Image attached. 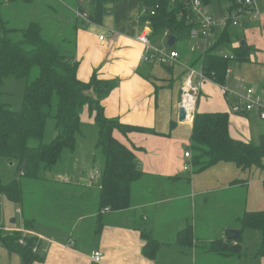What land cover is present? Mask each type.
Returning a JSON list of instances; mask_svg holds the SVG:
<instances>
[{
  "label": "crops",
  "instance_id": "obj_1",
  "mask_svg": "<svg viewBox=\"0 0 264 264\" xmlns=\"http://www.w3.org/2000/svg\"><path fill=\"white\" fill-rule=\"evenodd\" d=\"M15 1L18 0L11 3ZM256 2L261 13L240 23V32L247 37L244 43L249 47L250 60L236 61L224 84L232 90L240 83L252 87L264 99V0ZM89 3L90 0L42 3L40 18L49 21L45 37L52 41L70 39L74 43L80 80L88 81L96 72L99 78L116 81L101 101L104 114L148 129L126 134L114 131V136L133 151L135 165L142 174L131 184L129 207L99 212L100 177L89 180L93 170H101L93 161V139L82 145L81 152L88 150L87 159L76 158V143L71 159L66 158L70 162L66 167L68 175L57 172L54 187H48L41 197L37 194L24 201L21 197V206L16 207L21 228L40 238L37 246L42 260L31 264H264L263 256L253 257L260 240L257 230L243 231L240 255L211 250V242L225 238L228 229L240 233L238 218L245 211L264 208V168L253 166L242 172L232 163L221 162L194 173L193 167H183L189 162L184 152L190 151L194 112H227L230 136L254 144L264 134V119L256 110L232 111L236 97H226L218 83L206 79L195 93L193 112L179 121L182 80L189 66L174 46L177 40L168 50L161 48L177 51L176 61L162 64L153 58L145 59L144 55H151L153 48L167 42V36L163 32L152 33L150 23L140 20L142 0L117 1L109 6L101 23L90 25L78 16V8L87 13ZM208 6L216 14L223 10L218 5ZM251 22L253 25L247 27ZM143 29L151 31L148 47L137 39ZM99 35L104 36L102 40ZM180 41L182 46L196 49L191 37ZM240 42L231 36L233 46ZM84 124H93L90 114L86 120L81 115L79 133ZM91 160L93 163L88 166ZM15 221L11 218L12 223ZM4 227L0 224L1 229ZM184 227L192 229L190 246L176 242L177 232ZM142 232L159 242L152 259L142 254L146 242ZM6 250L8 260H13L15 252ZM94 251L101 253L100 261L91 259ZM16 256L20 262V256Z\"/></svg>",
  "mask_w": 264,
  "mask_h": 264
},
{
  "label": "trees",
  "instance_id": "obj_2",
  "mask_svg": "<svg viewBox=\"0 0 264 264\" xmlns=\"http://www.w3.org/2000/svg\"><path fill=\"white\" fill-rule=\"evenodd\" d=\"M117 1L120 0H90L87 14L91 22L101 23L103 15L110 11L109 6ZM202 1L206 5L219 7L223 4L230 8L237 6V0H219L218 3L216 0ZM142 6L140 20L150 23L152 33L167 29L168 35H173L177 41L190 37L194 21L182 0H142ZM151 9L153 14L150 13ZM78 10L83 12L84 9L79 7ZM2 24L0 20L3 28ZM13 32L20 37H12ZM73 47L74 43L70 39L52 41L46 38L38 21H30L23 28L6 29L0 33V95L6 76L26 77L33 66L38 67L37 76L25 86L19 110H13L0 101V164H15L17 170L16 176L8 182H4L0 176V195L11 202H20L22 193L19 176L41 178V171L52 170L61 161L65 150L73 152L80 132L81 115L87 110L97 130L95 147L103 156L98 211L104 208L110 211L121 210L129 207L131 184L142 172L135 165L133 151L114 136V131L126 134L132 130L148 129L105 116L101 101L116 81L99 78L96 72L92 73L88 81L80 80L77 77L78 61L75 60ZM223 49L230 53L224 56L219 52ZM199 59L200 69L206 78L224 84L229 60L248 62L249 47L246 43L233 46L229 30L223 29L212 46L200 54ZM50 114L53 115L56 132L52 140L45 143L42 137L45 120ZM228 125L227 112H194L190 134L194 173L221 162L232 163L242 172L253 166L264 168V134L259 136L256 144L234 139L229 134ZM32 139L35 141L33 145L30 144ZM238 221V236L233 238L231 232H226L225 238L211 242V250L222 255H240L243 231L257 230L260 240L253 257H264V208L245 211ZM142 235L146 240L142 254L152 259L158 251L159 242L145 232ZM20 236L18 231L4 233L0 230V243L9 251L16 252L22 264L42 260L39 246L36 252L32 250L38 243L37 238L27 235L25 244L20 245L17 243ZM192 239L191 227H184L176 234V242L185 246H190Z\"/></svg>",
  "mask_w": 264,
  "mask_h": 264
},
{
  "label": "rangeland",
  "instance_id": "obj_3",
  "mask_svg": "<svg viewBox=\"0 0 264 264\" xmlns=\"http://www.w3.org/2000/svg\"><path fill=\"white\" fill-rule=\"evenodd\" d=\"M1 1H4V2H1ZM218 1L219 0H216L215 2L218 3ZM0 2H1L0 19L3 21V24H2L3 28L0 25V33L4 32L6 29L23 28L30 21H38L40 22L42 26V31L44 33V36L47 35V30H48L47 26L49 25V21H47V18H44V17L43 19H41L39 15L41 11H43L42 3L46 2V0H34L33 2L25 1V0H18L12 3L11 1L7 2V0H0ZM87 4L88 2L86 3V5ZM139 6L140 8H143L141 3ZM251 25H253L252 22L247 27H251ZM240 29H243V27L239 24L232 30H229V33L231 34L232 37L235 36L236 38H238L239 41L247 40V37L244 36L242 32H240ZM216 32L217 34H219L220 30L218 29ZM11 36L14 37L15 39H18L20 37L19 34L16 32L11 33ZM248 38H249V35H248ZM182 45H183V41H180V40L174 44V46L179 49L181 56H183L185 60H187L188 66H192L196 71H198L200 69V59H199V56L201 54L200 51L196 49H190L189 45L188 46L187 45L182 46ZM161 48L168 50L170 47L167 45V42L164 41L163 44L158 49H161ZM261 49L263 50V48ZM223 52H225V49L223 50ZM235 63H236V60L230 59L228 68H232ZM37 74H38V67L33 66L30 71V74L26 77L18 78L13 75L6 76L3 79V82L1 85L0 101L7 104L13 110H19L22 107L25 86L31 80H33L37 76ZM183 82L184 81L182 80V83ZM54 98L57 99L56 96H54ZM56 99H54L53 101L56 102ZM82 118L83 120H86L87 118H89V114L87 110H84L82 112ZM84 125L82 126V129H83L82 133H79L77 135V142H76L77 143V146H76L77 156L76 158H80V160L88 158L87 157L88 150L85 152H81V151H82L83 143L88 142L91 138V140L93 139V150L95 154L93 161L96 163V168H102L103 156L98 148L96 147L94 148V143H95V138H96V126L94 124L86 125V126ZM55 132H56L55 121H54L53 115L50 114L45 120L44 133L42 137L43 142L49 143L54 137ZM30 144L31 145L35 144V141L33 139L30 140ZM71 155H72V152L65 150L62 161L56 164V166L52 170L41 171V174H40L42 175L41 179L19 176L21 193H22L21 197L23 198V201L30 199L31 196L33 197L34 195H37V194H39V197H41L42 193L47 192L46 190L48 189V187H52V186L54 187L55 186L54 182L56 181L57 172L59 171L63 172L61 173L62 176L68 175L66 167L68 166V163L70 162H68L66 158L70 160ZM92 163L93 162L91 160L88 163V166H91ZM98 171L99 173L97 174V176H95V179H98L101 176V173H100L101 170H98ZM16 174H17V170H16L15 164L6 163V162H2L0 164V176L2 177L4 182H8L12 178H14ZM81 177H83V175ZM44 186H46L44 189L41 188ZM33 192H36V194ZM17 206H21L20 202H17V203L11 202L3 196L0 197V224H4L6 226L3 229L0 228V230L3 231L4 233H6V230L11 229V228H14V229L21 228L22 221L20 219V215L16 212ZM104 209H102V211ZM40 217H42V215H40ZM11 218H15L16 221L12 223ZM24 218H26V216ZM9 232L10 233L14 232V230H10ZM7 255H8V252L5 246L0 243V264H21V261L19 262L18 256H16V252L12 254V257H15L13 260L12 258L8 260Z\"/></svg>",
  "mask_w": 264,
  "mask_h": 264
},
{
  "label": "built area",
  "instance_id": "obj_4",
  "mask_svg": "<svg viewBox=\"0 0 264 264\" xmlns=\"http://www.w3.org/2000/svg\"><path fill=\"white\" fill-rule=\"evenodd\" d=\"M184 8L188 11L191 16V20L194 21V26L190 29V37L194 39V47L202 53H204L209 47L212 46L214 41L217 39L215 37L216 31L227 29L232 30L240 23H243L248 18H255L260 13L261 10L257 5L256 0H237V6L230 8L228 5H225L222 12L216 14L212 12L208 5H206L202 0H182ZM143 13V12H142ZM153 14V10L150 11ZM78 16L87 23H92L88 17V14L85 12L78 13ZM165 36H168L167 29L163 31ZM151 31L148 29H143L138 34L137 39L143 43L146 47L150 46L149 35ZM103 35H99V39H103ZM220 53H223L219 51ZM226 56V53H223ZM145 56V59L153 58L157 62L162 64L171 63L176 61L178 57V52L175 50L165 51L164 49L153 48L151 55ZM232 57V56H230ZM186 77L181 86V103L186 109V117L193 112L195 104V94L201 83L206 80V76L203 74L201 69L196 71L192 66H189L185 69ZM231 70L228 68L226 70V77L228 78ZM222 92L226 97L230 95L236 97L231 105L232 111L243 112L256 110L259 117L264 119V99L255 92L254 88L249 86H242L240 83L237 86V89L232 90L226 84H219ZM186 95H192L194 97V103L191 105L190 109H187L184 105V97ZM184 156L189 159V162L184 163V169H189L191 165V152L186 150ZM98 174V171L95 170L90 176V180H95V176ZM104 210H108L105 208ZM10 230L18 231L21 233V236L18 238L17 243L20 245L25 244V236L32 235L25 228L19 229H8L6 232L9 233ZM34 236V235H33ZM37 237V241H38ZM40 239V238H39ZM38 243L32 248L33 252L38 250ZM91 259L94 261H100L101 253L99 251H94L90 255Z\"/></svg>",
  "mask_w": 264,
  "mask_h": 264
},
{
  "label": "water",
  "instance_id": "obj_5",
  "mask_svg": "<svg viewBox=\"0 0 264 264\" xmlns=\"http://www.w3.org/2000/svg\"><path fill=\"white\" fill-rule=\"evenodd\" d=\"M174 42H175V37L171 34L168 35L167 36V45L170 47L174 44ZM240 43L244 44V40H242ZM185 119H186V109L184 108L182 103H180V105L178 107V120L183 121ZM228 231L233 234V238H236L239 234V231L236 229H228Z\"/></svg>",
  "mask_w": 264,
  "mask_h": 264
},
{
  "label": "bare ground",
  "instance_id": "obj_6",
  "mask_svg": "<svg viewBox=\"0 0 264 264\" xmlns=\"http://www.w3.org/2000/svg\"><path fill=\"white\" fill-rule=\"evenodd\" d=\"M194 103V97L192 95H186L184 97V105L187 109H190L191 105Z\"/></svg>",
  "mask_w": 264,
  "mask_h": 264
}]
</instances>
